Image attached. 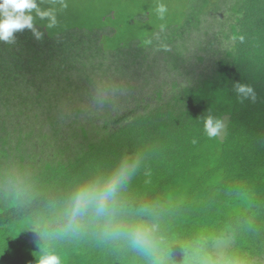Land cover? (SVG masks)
Here are the masks:
<instances>
[{"label": "trees", "instance_id": "obj_1", "mask_svg": "<svg viewBox=\"0 0 264 264\" xmlns=\"http://www.w3.org/2000/svg\"><path fill=\"white\" fill-rule=\"evenodd\" d=\"M182 3L156 21L142 0L122 40L104 22L0 42V264H264V0ZM117 171L111 210L73 218Z\"/></svg>", "mask_w": 264, "mask_h": 264}, {"label": "clouds", "instance_id": "obj_2", "mask_svg": "<svg viewBox=\"0 0 264 264\" xmlns=\"http://www.w3.org/2000/svg\"><path fill=\"white\" fill-rule=\"evenodd\" d=\"M63 0H61V3ZM45 0H0V42L14 43L17 32L28 29L36 40L43 38V33L36 27V21H44L47 29L57 25L56 11L51 7H42ZM67 7L66 3L63 4ZM166 9L161 6L158 12L163 16ZM235 91L242 99H256L254 89L245 84L237 83ZM223 120L211 115L204 121V131L208 137H217L224 130ZM125 179L124 173L117 171L113 176L94 185H86L78 189L72 198L71 216L83 214L90 208L98 214H106L111 210L116 194ZM134 246L143 247L147 241L139 228L129 233ZM36 264H62L60 254L51 248H41L36 255Z\"/></svg>", "mask_w": 264, "mask_h": 264}, {"label": "rangeland", "instance_id": "obj_3", "mask_svg": "<svg viewBox=\"0 0 264 264\" xmlns=\"http://www.w3.org/2000/svg\"><path fill=\"white\" fill-rule=\"evenodd\" d=\"M142 0H45L42 7H51L56 11L57 25L52 29H47L50 34L61 31L69 27H85L98 26L107 22L114 27L113 40H122L126 35V28L130 16L141 8L139 3ZM152 8L150 18L157 21L161 14L158 9L163 6L166 11L163 16L178 18L183 9V0H150ZM185 2V1H184ZM66 3L67 7L63 4ZM140 7V8H139ZM112 11V15L107 14ZM106 14V15H105ZM38 25L45 26L44 21L37 20ZM133 31H138L144 26V21L130 22ZM129 30V29H128ZM127 30V31H128ZM129 31L127 33H131Z\"/></svg>", "mask_w": 264, "mask_h": 264}]
</instances>
